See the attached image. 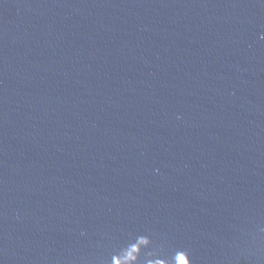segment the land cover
<instances>
[{
  "label": "water",
  "instance_id": "95a60500",
  "mask_svg": "<svg viewBox=\"0 0 264 264\" xmlns=\"http://www.w3.org/2000/svg\"><path fill=\"white\" fill-rule=\"evenodd\" d=\"M0 264H264V0H0Z\"/></svg>",
  "mask_w": 264,
  "mask_h": 264
}]
</instances>
